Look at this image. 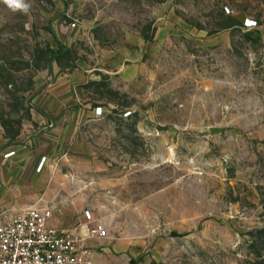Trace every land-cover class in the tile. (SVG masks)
I'll return each instance as SVG.
<instances>
[{
	"label": "rangeland",
	"instance_id": "obj_1",
	"mask_svg": "<svg viewBox=\"0 0 264 264\" xmlns=\"http://www.w3.org/2000/svg\"><path fill=\"white\" fill-rule=\"evenodd\" d=\"M25 3L0 0L10 135L53 63L54 0ZM82 14L100 49L54 60L121 67L85 85L106 112L83 127L78 159L58 163L50 200L102 219L95 264H264V0H87Z\"/></svg>",
	"mask_w": 264,
	"mask_h": 264
},
{
	"label": "crops",
	"instance_id": "obj_2",
	"mask_svg": "<svg viewBox=\"0 0 264 264\" xmlns=\"http://www.w3.org/2000/svg\"><path fill=\"white\" fill-rule=\"evenodd\" d=\"M85 1L54 0L56 11L51 29L53 43L50 46L54 51L53 63L50 71L39 80L43 86L33 95L30 117L12 135L0 122V212L49 207L53 211L50 223L63 228L84 222L85 209L93 214L91 208L84 206L79 208L80 215L74 217L78 209L65 202L58 206L50 200V195L55 191V179L63 176L58 163L78 159L82 149L83 127L88 120L98 117L94 107L102 106L104 114L106 112L105 106L85 91V85L98 82L103 68L116 74L121 67L115 59L104 66L100 60V64H93L91 58L80 53L70 66L54 60L61 58L66 51L76 49L78 43L100 49L92 29H83L87 21L82 14ZM119 78L124 82L125 74H120ZM92 102L96 103L93 107ZM11 149L15 153L7 156ZM42 156L46 159L42 168L36 171ZM92 240L89 239L88 244L92 245Z\"/></svg>",
	"mask_w": 264,
	"mask_h": 264
},
{
	"label": "built area",
	"instance_id": "obj_3",
	"mask_svg": "<svg viewBox=\"0 0 264 264\" xmlns=\"http://www.w3.org/2000/svg\"><path fill=\"white\" fill-rule=\"evenodd\" d=\"M244 27L255 25L246 18ZM131 110L124 109L125 118ZM96 116L104 114L102 106L94 107ZM15 153L14 149L7 156ZM46 157L37 164L39 171ZM85 221L70 228L52 225L53 211L49 207H28L13 213L0 212V264H95L89 239H102L108 230L100 219L85 209Z\"/></svg>",
	"mask_w": 264,
	"mask_h": 264
},
{
	"label": "clouds",
	"instance_id": "obj_4",
	"mask_svg": "<svg viewBox=\"0 0 264 264\" xmlns=\"http://www.w3.org/2000/svg\"><path fill=\"white\" fill-rule=\"evenodd\" d=\"M4 3L13 11L21 10L27 12L29 5L25 3V0H4Z\"/></svg>",
	"mask_w": 264,
	"mask_h": 264
},
{
	"label": "water",
	"instance_id": "obj_5",
	"mask_svg": "<svg viewBox=\"0 0 264 264\" xmlns=\"http://www.w3.org/2000/svg\"><path fill=\"white\" fill-rule=\"evenodd\" d=\"M156 128H157V129H161L162 126L157 125ZM209 131H210V133H218V132L223 131V129L220 128V127H215V126H214V127H210V128H209Z\"/></svg>",
	"mask_w": 264,
	"mask_h": 264
},
{
	"label": "trees",
	"instance_id": "obj_6",
	"mask_svg": "<svg viewBox=\"0 0 264 264\" xmlns=\"http://www.w3.org/2000/svg\"><path fill=\"white\" fill-rule=\"evenodd\" d=\"M50 54H53L54 53V51L53 50H50V52H49Z\"/></svg>",
	"mask_w": 264,
	"mask_h": 264
}]
</instances>
